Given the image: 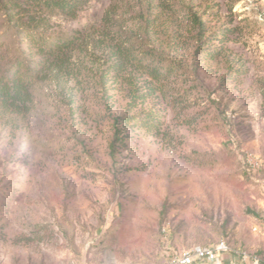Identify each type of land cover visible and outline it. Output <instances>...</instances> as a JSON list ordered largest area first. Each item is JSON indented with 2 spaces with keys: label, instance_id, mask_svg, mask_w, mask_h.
Wrapping results in <instances>:
<instances>
[{
  "label": "rangeland",
  "instance_id": "374dc122",
  "mask_svg": "<svg viewBox=\"0 0 264 264\" xmlns=\"http://www.w3.org/2000/svg\"><path fill=\"white\" fill-rule=\"evenodd\" d=\"M115 1L47 16L50 31L98 40ZM192 3L205 46L228 29L215 59L196 51V30L180 15L178 38L157 36L175 70L153 93L131 65L103 88L92 77L39 82L18 124L0 123V264H163L224 240L264 257V173L250 165L264 161V0ZM116 20L138 29L121 10ZM12 33L0 13L2 66L16 54ZM135 87L146 96L130 111ZM129 111L157 122L121 126L112 153V118Z\"/></svg>",
  "mask_w": 264,
  "mask_h": 264
},
{
  "label": "trees",
  "instance_id": "16d2710c",
  "mask_svg": "<svg viewBox=\"0 0 264 264\" xmlns=\"http://www.w3.org/2000/svg\"><path fill=\"white\" fill-rule=\"evenodd\" d=\"M84 1L0 0V13L4 16L8 31H13L16 41V54L9 59L7 66H2L0 60V123L13 127L18 124L19 118L30 111L32 89L39 82H51L64 87L73 82L79 86L86 77H92L103 88L109 77H120L131 65L135 71L143 72L152 80L148 92L153 93L157 84L171 77L175 70L173 63L165 65L168 58L160 50L161 42L157 36L165 35L169 43L173 42V38H178L182 22L179 20L180 15L190 21L191 30H196V51L206 60L217 57L219 50L216 40H220L221 35L228 31L222 28L217 38L211 39L205 46L209 39L206 37L208 27L202 13L195 10L192 0H137L136 5L126 3L123 6L116 0L103 16L107 30L104 29L98 40L79 33L63 36L50 31L47 16H72ZM120 10L124 17L127 15L137 21V30L126 29L117 23L116 15ZM37 13L40 15L37 16ZM4 35L0 36V46ZM129 81L133 87L137 85L133 77ZM138 91L135 87L131 92L130 111L136 107L137 99L146 96L137 94ZM130 111L112 118V153L121 141L119 135L123 126L149 127L157 122L152 113L140 116L130 114Z\"/></svg>",
  "mask_w": 264,
  "mask_h": 264
},
{
  "label": "built area",
  "instance_id": "2783aa9c",
  "mask_svg": "<svg viewBox=\"0 0 264 264\" xmlns=\"http://www.w3.org/2000/svg\"><path fill=\"white\" fill-rule=\"evenodd\" d=\"M250 165L264 173L263 160H251ZM254 231L257 232L258 228L255 227ZM163 264H264V257L259 253L233 248L224 240L175 252Z\"/></svg>",
  "mask_w": 264,
  "mask_h": 264
}]
</instances>
